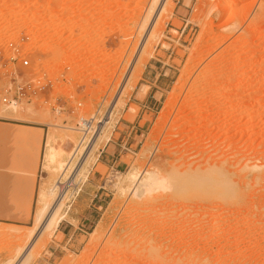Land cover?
I'll return each instance as SVG.
<instances>
[{
  "label": "rangeland",
  "instance_id": "374dc122",
  "mask_svg": "<svg viewBox=\"0 0 264 264\" xmlns=\"http://www.w3.org/2000/svg\"><path fill=\"white\" fill-rule=\"evenodd\" d=\"M154 3L0 0V84L19 72L33 110L9 121L70 153L116 100L64 180L66 218L34 237L40 184L58 176L40 158L29 223L0 225V264L31 241L22 264H264V0H166L141 50ZM135 170L182 181L137 197Z\"/></svg>",
  "mask_w": 264,
  "mask_h": 264
},
{
  "label": "bare ground",
  "instance_id": "6f19581e",
  "mask_svg": "<svg viewBox=\"0 0 264 264\" xmlns=\"http://www.w3.org/2000/svg\"><path fill=\"white\" fill-rule=\"evenodd\" d=\"M165 2H166V0H157V1L155 0V3L153 4L155 7L152 8V10L153 9L154 10H153V12H149L152 14H149L150 16L147 17V19H146L147 21L143 24L144 27L147 26L148 28L146 30V37H145L146 39H144L143 41H140L141 42L140 43V49L143 48L144 42L147 40L149 35H151L150 34L151 29L149 27L153 26V23L156 22V19L160 15L162 16L163 12L161 13V11H163L162 8H163ZM123 86H122V88H124ZM22 105L23 104H20V103L14 104L11 106L9 111L14 113V114L19 113L21 110H23L25 113L27 112L28 114L33 113L32 109L25 107V106L23 107ZM115 105H116V100H114L110 104V107L107 109V111L105 112L103 117L97 121V124H95L94 127L91 125L92 121L89 123L88 122H82V126L80 128L75 127L77 130H80L83 133V136H82L81 140L79 141V143H77V144L75 143V146L70 153H68L66 151V149L63 147V145L60 144L61 142L60 143L56 142L57 139L55 138L54 134L48 133L46 140H45V148H44V156H43V170H50V171L55 172V173L57 172L58 176H57L55 181L53 180L54 182H51L52 184L51 183L48 185H47V183H41L40 184L41 186L39 188L37 198H36L37 199V203H36L37 207H36L35 216H34V222H35L36 226L32 230V232L35 230L34 237L41 235L44 231L56 228L58 223L61 220L66 218L67 212L69 209V205L66 204V206L64 207V204H63V199L66 196L65 194H66V189H67L65 187L66 183L64 182V180L67 182H73V180L77 177V175L83 169V165H85V163L89 160L91 153L95 149V146L98 145V144H96L98 142V140L101 138V136L106 137L105 133L103 135H102V133H103V130L105 129V126L110 121L111 113H112V110L115 107ZM27 113H26V115H27ZM33 119H36V118L33 117ZM45 124H47L48 126H52L54 128L52 123L50 124L48 122L47 123L45 122ZM56 126H58V125H56ZM58 127H59V129L62 128L61 130H64V129L67 130V128H69V127L63 126V125L58 126ZM90 130H92L90 132L91 134L87 138L86 142H84L86 135ZM65 158H66V160H65ZM188 171H190V170L188 169ZM195 175H196V173H195ZM127 177H128L127 179L130 181H133V180H135V182L137 181L136 182V184H137L136 191H134L130 194L137 196V197L142 196V198L144 196H147L149 198L148 195L152 194L154 191L157 192L159 190L162 191L164 189H169V188L172 189V186L177 187L179 185V183L182 181L181 179L179 180V178H178L179 176H174V177L171 176V178H167V176L166 177L162 176V175L158 174L157 172H149V174L146 175L144 178H140V172H138L137 170L129 172L127 174ZM196 178H197V180L199 179L198 177H196ZM196 178H195V180H196ZM177 179H178V181H177ZM185 181H186V179H185ZM189 185H190V183H189ZM157 194H159V193H157ZM158 197L159 196L157 195V196H154L152 199H157ZM162 199L164 200V197ZM164 202H165V200H164ZM160 203H161V201H160ZM153 206H155V204H153ZM125 214H126V212H125ZM149 217H151V216H149ZM32 235H33V233H32ZM31 242H30V244L27 245V247H25V249L21 252V254H19L16 257L15 260L8 262V264H22L23 261L25 260V258H27V260H28L27 256H28V252L31 248V244H32Z\"/></svg>",
  "mask_w": 264,
  "mask_h": 264
},
{
  "label": "crops",
  "instance_id": "0c3cea01",
  "mask_svg": "<svg viewBox=\"0 0 264 264\" xmlns=\"http://www.w3.org/2000/svg\"><path fill=\"white\" fill-rule=\"evenodd\" d=\"M41 129L0 119V225L26 227L29 223L47 136L46 131L43 141Z\"/></svg>",
  "mask_w": 264,
  "mask_h": 264
},
{
  "label": "built area",
  "instance_id": "2783aa9c",
  "mask_svg": "<svg viewBox=\"0 0 264 264\" xmlns=\"http://www.w3.org/2000/svg\"><path fill=\"white\" fill-rule=\"evenodd\" d=\"M9 58V62L13 60V57ZM20 63L23 67L28 65L27 60H21ZM30 92L29 81L23 80L16 70L10 71L7 81L0 84V119H8L3 112L10 110L12 105L29 96Z\"/></svg>",
  "mask_w": 264,
  "mask_h": 264
}]
</instances>
